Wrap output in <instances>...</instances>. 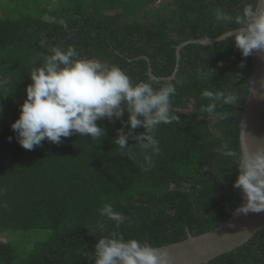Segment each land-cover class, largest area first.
I'll return each instance as SVG.
<instances>
[{
    "label": "trees",
    "instance_id": "obj_1",
    "mask_svg": "<svg viewBox=\"0 0 264 264\" xmlns=\"http://www.w3.org/2000/svg\"><path fill=\"white\" fill-rule=\"evenodd\" d=\"M9 1L0 6V264H91L86 254L112 232L161 247L224 223L242 199L233 187L235 163L221 150H241L252 56L243 57L227 40L189 43L177 60V46L235 27L216 22L214 9L234 16L248 0H32L35 14L18 12L19 1ZM70 45L78 59L119 66L133 83L148 74L172 76L171 112L179 120L148 133L159 141L158 154L130 139L126 157L114 140L128 128L107 119L97 121L106 133L98 140L74 134L31 151L19 145L10 126L19 118L31 70L53 47ZM206 90L238 95L236 105L218 104L226 119L202 111L211 102L202 95ZM104 204L128 219L117 226L99 214ZM206 264H264V227Z\"/></svg>",
    "mask_w": 264,
    "mask_h": 264
},
{
    "label": "clouds",
    "instance_id": "obj_2",
    "mask_svg": "<svg viewBox=\"0 0 264 264\" xmlns=\"http://www.w3.org/2000/svg\"><path fill=\"white\" fill-rule=\"evenodd\" d=\"M214 19L218 23L235 25L221 33L216 38L218 42L233 40L243 57L255 54L264 59V9L248 0L234 16L223 9H214ZM51 53L44 57L41 66L31 70L32 83L24 90L26 99L19 118L10 126L23 149L34 150L45 140L59 144L61 138L74 134L91 140L104 138L105 130L97 125V121L107 119L109 122L120 121L128 128L127 132L123 128L118 130L114 140L126 157L131 158L133 145H139L145 153L149 150L153 154L159 153V141L148 133L161 124L179 120L171 112V97L176 94V85L171 78L162 80L148 74L146 80L133 83L119 66L97 59H78L80 53L71 45L67 49L53 47ZM205 76L211 79L213 71L208 69ZM251 92L252 88L249 94ZM202 95L211 101L202 111L220 120L226 119L227 113H217L218 104L233 106L239 99L237 94L223 91L206 90ZM257 95L264 98V80L259 81ZM125 111L128 113L126 121L122 120ZM137 128H143L144 132L133 135ZM8 139L11 142L12 137ZM130 139L136 143L129 145ZM221 151L235 163L238 175L233 187L239 190L244 201L233 215L264 213V145H258L255 150L239 151L225 145ZM144 159L150 167L151 157L145 155ZM99 214L117 226L128 219L114 211L111 204H104ZM86 258L91 264H171L166 251L152 246L147 240L125 239L117 232L100 237Z\"/></svg>",
    "mask_w": 264,
    "mask_h": 264
},
{
    "label": "water",
    "instance_id": "obj_3",
    "mask_svg": "<svg viewBox=\"0 0 264 264\" xmlns=\"http://www.w3.org/2000/svg\"><path fill=\"white\" fill-rule=\"evenodd\" d=\"M256 7L264 9V0H257ZM216 38L192 39L182 43L177 47V60L178 50L182 46L189 43L212 44L218 42ZM261 80H264V59L253 54L249 86V92L251 88L252 92L250 94L248 92L239 126L241 150H255L258 145H264V98L257 95ZM243 202L241 200L236 208ZM233 211L224 223L209 232L198 236L188 234L183 241L156 248L169 254L171 264H206L220 255L231 252L245 244L264 227V213L234 216Z\"/></svg>",
    "mask_w": 264,
    "mask_h": 264
},
{
    "label": "rangeland",
    "instance_id": "obj_4",
    "mask_svg": "<svg viewBox=\"0 0 264 264\" xmlns=\"http://www.w3.org/2000/svg\"><path fill=\"white\" fill-rule=\"evenodd\" d=\"M19 2L16 4V6H15V9L19 12V11H21V12H23V11H25V12H27V13H30V14H35L33 11H35V9H34V7H33V5H32V0L30 1V0H18ZM39 1H42V0H39ZM160 2H162V1H160ZM158 4V3H157ZM156 4V5H157ZM11 5V3H10V1L9 0H0V6H2V7H6V6H10ZM49 5V4H48ZM14 6V5H13ZM4 239H6V238H4ZM24 242H25V240H21L20 241V244H24Z\"/></svg>",
    "mask_w": 264,
    "mask_h": 264
}]
</instances>
